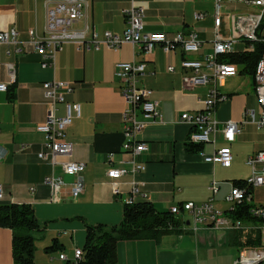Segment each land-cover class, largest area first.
I'll use <instances>...</instances> for the list:
<instances>
[{
    "label": "crops",
    "instance_id": "1",
    "mask_svg": "<svg viewBox=\"0 0 264 264\" xmlns=\"http://www.w3.org/2000/svg\"><path fill=\"white\" fill-rule=\"evenodd\" d=\"M48 1L64 0H0V32L17 29L22 41L28 40L31 29L43 36L47 21L45 3ZM87 1L90 7L86 22L91 27L99 33L123 34L126 21L122 11L129 7L128 0ZM136 1L146 9L147 33H166L173 37L178 33L196 31L205 44L190 58L203 59L213 51L212 3ZM239 10L244 11V7L227 6L221 27L224 38L231 35L228 14ZM195 13L208 16L196 21ZM84 24L82 20L75 28L82 29ZM245 46V43L237 44L234 55H242ZM9 51H12L10 47L0 45V83L10 84L8 92L0 93V147L7 151L0 164L2 203L32 206L39 225L33 237L43 242L46 254L40 264H65L66 261L60 260L61 254L73 261L75 251L83 249L86 242L87 225L111 227L120 224L135 182L145 184L147 201L160 212H170L171 208L188 202L202 204L213 200L217 209L228 214L231 205L226 201L227 195L236 182L244 183L250 177L248 159L264 150V129L257 130L252 124L242 125L245 110L260 111L255 94V75L245 70V65L236 64L239 69L236 77L217 81L219 90L228 97L216 108L219 130L232 121L241 125L242 133L229 143L218 132L212 135L215 144L197 148L189 146L191 127L180 117L186 112L195 114L203 110V101L213 85L194 89L185 85L184 78L191 73L181 69L186 55L179 48L166 53L159 46L152 54L146 55L142 45L125 44L118 50L103 48L95 51L80 50L69 43L56 57L55 65L47 69L42 68L41 58L33 48L23 55H9ZM9 62L16 69L12 83L6 69ZM128 62L146 63V75L140 84L153 91V99L159 103L163 118V123L149 121L137 133V143L148 146V151L137 157L123 149L126 142L124 113L128 106L121 93L116 65ZM169 67H174L175 72L168 71ZM49 81L72 84L75 91L69 101L81 105V117L74 119L66 141L73 145L72 159L86 165L84 193L74 200L70 194L73 179L64 176L67 185L60 204L49 202L50 189L43 181L52 173L63 176L62 171L38 158L45 140L36 127L48 117L49 105L42 85ZM64 110L65 106L59 104L58 116H63ZM137 113L139 122H144L140 109ZM23 146L28 148L21 151ZM223 147L231 148L233 161L230 167L204 161L203 154L210 156ZM133 160L145 165L146 170L118 181L108 178L110 169H130ZM213 183H217V194L211 191ZM114 184L118 187L117 193L113 190ZM31 187H36L33 195ZM252 196L264 206V188L254 189ZM138 201L141 202V198ZM179 218L182 221L180 234L164 236L159 242H120L118 264H234L240 249L244 248L240 243L256 234L249 229L226 231L203 226L194 231L189 223V213L182 212ZM250 225L248 221L245 223L247 227ZM12 242V231L0 228V264H14ZM55 242L59 246L57 251L47 253L46 248ZM35 264H39L36 256Z\"/></svg>",
    "mask_w": 264,
    "mask_h": 264
},
{
    "label": "built area",
    "instance_id": "2",
    "mask_svg": "<svg viewBox=\"0 0 264 264\" xmlns=\"http://www.w3.org/2000/svg\"><path fill=\"white\" fill-rule=\"evenodd\" d=\"M129 7L122 11L126 21V29L123 34L112 32L99 33L87 22V10L90 5L87 0H64L60 2H46L45 9L47 15L44 35L40 36L35 29L28 32V40L22 41L20 32L17 29H9L0 32V45L9 46L12 51L9 55H23L29 48H33L41 58L43 69L53 67L56 57L61 54L65 46L69 43L75 44L80 50L100 51L103 48L114 50L120 49L125 44L142 45L146 55L152 54L155 49L162 46L166 53L179 48L186 57L181 62V69L189 71L191 74L184 78V83L188 88L206 87L213 85L206 99L203 101V110L193 113H183L180 120L191 127L189 143L193 145H205L216 143L212 135L221 132L227 142L242 133V127L236 122L226 123L219 130V121L216 118V108L219 104L228 100L217 87L218 80L236 77L239 69L236 64L222 62L221 58L236 54L235 46L245 43L243 54L254 53V48L258 45L259 26L264 21V0H196L203 3H212L214 7V37L212 41L213 51L203 59H192L191 55H196L203 48V41L196 31L188 34L178 33L169 37L166 33H147L145 31L146 9L139 5L136 0H128ZM228 5L242 6L244 11L228 14L231 24V35L224 38L221 34V27ZM258 8L256 12L249 11V7ZM208 14L195 13L194 19L201 21L206 19ZM84 20L82 29H76L78 22ZM6 69L12 83L11 70L12 62L6 64ZM147 65L144 62H128L116 65V74L122 88L121 93L127 103V110L124 113L125 138L123 145L125 152L131 153L134 157L148 151L145 143H137V133L149 122L163 123L159 103L153 99V91L142 87L141 79L146 75ZM168 71L175 72L174 67H169ZM255 94L259 113L255 110L247 109L244 112L242 125L252 124L257 130L264 129V63L259 65L258 72L254 76ZM8 83H0V93H6L9 89ZM45 97L48 101L49 112L47 120L37 125L36 131L44 136V148L38 153L41 161L50 163L53 167H58L63 176L52 173L44 178L43 184L50 189L49 202L60 204L62 194L66 188L64 176L71 177L70 194L74 200L84 193V172L86 165L72 159L73 145L66 141L67 131L75 118L81 117V105L69 101L75 88L72 84L63 81L45 82L42 85ZM65 106L64 115L58 116V105ZM141 110L144 122L138 120V110ZM28 147L23 146L21 151ZM7 156V151L0 147V164ZM204 161L208 164H219L223 167H230L233 161V154L230 147L216 149L210 156L203 154ZM247 165L251 168L249 183L243 187L233 186L227 195L226 201L231 205L228 214L217 209L213 200L198 204L188 202L182 206L171 208L173 215L180 216L182 212H187L191 216L192 229L197 231L200 226L214 230L239 231L244 229L252 230L259 234L260 244L258 246L244 247L240 249L234 264H262L264 263V206L251 207L250 215L255 222L250 226H245L241 220L232 217L231 212L237 205L248 203L251 205L252 191L257 188H264V150L250 157ZM146 166L131 162L130 169H110L107 173L109 179L118 181L127 175H136L144 172ZM144 183H133L130 196L126 204L134 205L138 198H148L144 191ZM114 192H118L116 184L113 185ZM211 191L218 193L217 183H213ZM31 194H35L36 187L30 188ZM4 199L3 189L0 186V203ZM262 221V222H260ZM84 256L83 249H77L74 253L73 261ZM61 261H69L66 255H60Z\"/></svg>",
    "mask_w": 264,
    "mask_h": 264
},
{
    "label": "trees",
    "instance_id": "3",
    "mask_svg": "<svg viewBox=\"0 0 264 264\" xmlns=\"http://www.w3.org/2000/svg\"><path fill=\"white\" fill-rule=\"evenodd\" d=\"M264 29V21L261 24ZM256 51L251 54L228 55L221 58L228 64L245 65V70L255 75L256 67L264 54V44L258 43ZM189 143V142H188ZM189 146L200 148L202 145ZM243 187V181L236 182ZM251 205H237L231 215L244 223L255 222L251 217ZM262 222V221H260ZM263 223V222H262ZM182 221L171 212H160L147 198H141L134 205H125L123 220L120 224L108 227L106 225H87L86 243L83 247L84 256L76 261L65 264H118L117 247L122 241L153 240L159 242L164 236L180 234ZM0 228L10 229L13 233L14 264H35L36 240L32 233L39 229L35 212L31 205L0 203ZM247 237V236H246ZM242 247L258 246L260 236L256 233L240 243ZM57 242L46 248V252L57 251Z\"/></svg>",
    "mask_w": 264,
    "mask_h": 264
},
{
    "label": "rangeland",
    "instance_id": "4",
    "mask_svg": "<svg viewBox=\"0 0 264 264\" xmlns=\"http://www.w3.org/2000/svg\"><path fill=\"white\" fill-rule=\"evenodd\" d=\"M257 10H258V8H256V7H253V6L249 7V11H251V12H256ZM5 46H7V45H5ZM49 82H53V81H49ZM252 204L254 207H261L260 201L256 200V199L252 201ZM32 235H34V233H32ZM85 243H84V245H85ZM246 248H248V247H246ZM44 254H45V252H44L43 242L36 241V258H37V261L39 262V264H40V262L43 263ZM45 256H46V254H45ZM226 264H230V263H226ZM262 264H264V263H262Z\"/></svg>",
    "mask_w": 264,
    "mask_h": 264
},
{
    "label": "bare ground",
    "instance_id": "5",
    "mask_svg": "<svg viewBox=\"0 0 264 264\" xmlns=\"http://www.w3.org/2000/svg\"><path fill=\"white\" fill-rule=\"evenodd\" d=\"M260 28H261V25L259 26V34H264V29L261 31ZM260 42L264 44V36H258V43H260ZM263 63H264V54H263V57H262L260 63L257 66L256 72H258L259 65L263 64ZM15 70H16L15 65L12 64L11 77L13 80L15 79ZM255 76H256V73H255ZM247 183H249V178L243 184H247Z\"/></svg>",
    "mask_w": 264,
    "mask_h": 264
}]
</instances>
